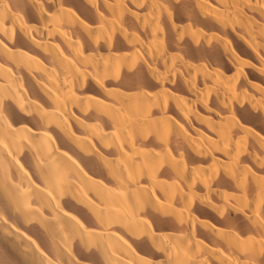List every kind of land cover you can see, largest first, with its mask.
Segmentation results:
<instances>
[{"label": "bare ground", "instance_id": "bare-ground-1", "mask_svg": "<svg viewBox=\"0 0 264 264\" xmlns=\"http://www.w3.org/2000/svg\"><path fill=\"white\" fill-rule=\"evenodd\" d=\"M0 264H264V0H0Z\"/></svg>", "mask_w": 264, "mask_h": 264}]
</instances>
